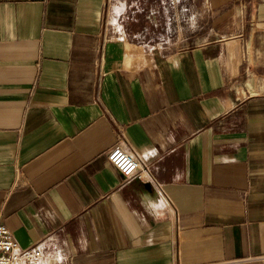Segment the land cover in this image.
Listing matches in <instances>:
<instances>
[{"label":"crops","instance_id":"crops-1","mask_svg":"<svg viewBox=\"0 0 264 264\" xmlns=\"http://www.w3.org/2000/svg\"><path fill=\"white\" fill-rule=\"evenodd\" d=\"M140 1L0 0V222L40 264H264V0L193 42Z\"/></svg>","mask_w":264,"mask_h":264},{"label":"rangeland","instance_id":"rangeland-1","mask_svg":"<svg viewBox=\"0 0 264 264\" xmlns=\"http://www.w3.org/2000/svg\"><path fill=\"white\" fill-rule=\"evenodd\" d=\"M160 4V26L156 31H151L149 38L158 36L159 38L171 39L180 38L193 42L196 37H205L207 34L208 17L207 0H159ZM140 10L143 15L147 14L150 10L149 3L140 1ZM183 8H187L188 11H183ZM233 12L238 16H241L242 10L240 8H234ZM195 27L187 28L188 25L194 24ZM135 42H139L138 39H134Z\"/></svg>","mask_w":264,"mask_h":264},{"label":"built area","instance_id":"built-area-1","mask_svg":"<svg viewBox=\"0 0 264 264\" xmlns=\"http://www.w3.org/2000/svg\"><path fill=\"white\" fill-rule=\"evenodd\" d=\"M187 12V8H183ZM190 24L189 26H192ZM108 162L122 175L124 180L133 178L156 182L146 161L133 152L116 145L107 153ZM43 252L38 244L20 249L12 232L0 222V264H40Z\"/></svg>","mask_w":264,"mask_h":264}]
</instances>
